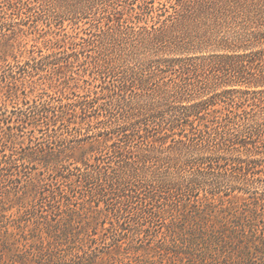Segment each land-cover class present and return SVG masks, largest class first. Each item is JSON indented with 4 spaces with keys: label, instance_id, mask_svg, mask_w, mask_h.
Wrapping results in <instances>:
<instances>
[{
    "label": "trees",
    "instance_id": "trees-1",
    "mask_svg": "<svg viewBox=\"0 0 264 264\" xmlns=\"http://www.w3.org/2000/svg\"><path fill=\"white\" fill-rule=\"evenodd\" d=\"M19 1L31 9V3ZM47 1L57 7L69 0ZM138 1L127 3V13L131 18L150 16L157 27L144 29L136 39L141 45L162 51L164 56L140 65H126L113 90L101 82L100 90L88 96L72 92L76 98L64 104L25 100L26 77L32 70L42 72V64L55 66L44 75L47 82L58 75L67 76L65 85L66 80L74 79L68 64L84 60L80 49L75 48L79 41L73 40L60 44L48 39L51 48L64 47L62 56L54 51L36 56L29 50L22 65L16 63V70H12L7 64L9 68L0 75V218L12 209L17 211L15 226H6L3 231L0 227V251L2 255L6 251L12 255L30 252L35 257L32 262V258L14 256L13 262L18 264H107L103 261L107 257L111 263L116 259L122 264L127 257L131 264H153V257L160 251L188 258L191 262L187 264H264V193L228 197L213 190L209 181L212 177H229L225 165L245 174L258 162L260 148L249 142L247 134L255 132L250 127L260 122L234 117L230 112L218 116L214 107L215 98L233 92H251L264 99V70L245 73L248 65L258 64L263 53L183 56L186 50L210 41L218 47H229L221 29L237 18L248 20L252 11L259 13L260 0ZM118 3L104 1L99 6L94 0H75L71 7L76 10L79 5L73 12L80 14L102 7L122 15L124 8ZM233 12L238 14L230 16ZM258 35L252 36L250 43L258 42ZM129 36L136 34L108 31L100 39L106 43L119 37L125 42ZM80 39L88 46L94 44L90 36ZM230 39L232 43L245 42L239 36ZM7 42L0 44V49L6 55L11 47V57L15 58L18 45L14 40L11 45ZM166 54L173 57L165 58ZM93 65L101 74L108 70L104 62ZM196 65L217 68V84L225 89L205 99L186 98V93L198 84L191 82L192 88L187 89L177 83L173 90L166 89L164 94L172 92L163 97L174 96L181 105L167 110L153 102L127 97L132 92L142 94L150 78L170 71L178 70L180 81ZM242 85L246 90L230 89ZM132 86L136 87L131 91ZM109 93H113L111 104L97 103ZM100 109L118 122L106 126L107 133L99 131L101 139L53 149L58 139L68 142L82 136L93 122L88 120L91 113ZM108 116L103 120L96 116L95 121L106 123ZM44 123L48 126L46 141L40 142L35 133L42 132L40 124ZM24 129L34 133L26 145L20 140ZM107 148L109 152L103 154ZM166 149L171 151V158L162 160L160 154ZM110 154L115 158L113 166L105 161ZM150 162L158 166L167 162L169 171L160 166L152 168ZM226 187L230 192L242 191L233 184ZM100 203L111 205V210H103ZM167 214L172 215L170 219ZM163 217L167 222L159 231L157 222ZM145 237H152L153 244L142 245ZM107 241L113 246L98 259L99 245L95 246ZM18 243L23 245L20 250Z\"/></svg>",
    "mask_w": 264,
    "mask_h": 264
},
{
    "label": "rangeland",
    "instance_id": "rangeland-1",
    "mask_svg": "<svg viewBox=\"0 0 264 264\" xmlns=\"http://www.w3.org/2000/svg\"><path fill=\"white\" fill-rule=\"evenodd\" d=\"M66 1V0H64ZM80 1V0H78ZM107 1H115L119 2L118 4H122L121 6L124 8L123 14H116V11L105 10L102 7H99L97 10L91 9L87 12V14L74 13L79 8L76 7V10L72 9V5L75 3V0H69L68 2L56 5L57 7L51 4V1L47 0H25L26 4L31 3V9L27 6H21L19 0H0V44H3L5 40H8L7 45L16 43L18 46L15 52V58L11 57V47L9 48V52L4 55L2 50L0 49V75L3 74V71H6L9 67L7 64L12 65V70H16L15 64L23 62L28 58V51H35V55L39 56L42 52L43 55L50 54L53 51L57 53V56H62L64 51V47L62 45L58 48H51V44L46 43L48 39H52L58 41L62 44V41H79L80 45H76L75 48H79L81 52L82 62L79 63H70L68 64V68L70 69L69 75H72L74 79L66 80L67 84L65 85V76L63 78L62 75L53 76V80L47 82L44 78L45 74H48L50 70H54L52 67L43 65V71L40 72L36 69L30 72V75L26 77L27 82L25 85L24 94L26 95L25 100H39L51 102L54 105L63 104L65 102H72V99H75L76 94H87L90 95L94 90H100L101 82H103V86L109 88V90H113V84L116 83L119 79L120 73L123 72V69L128 66L140 65L144 64V61L147 59H159L163 57L164 53L162 51H158L155 48L146 47L141 45L136 39L137 34L142 32L144 29H150L151 27H157L155 19L150 18V16H139L138 18H131L130 13H127V8L129 5L127 4L130 0H94L95 4L98 3L99 6H102L101 3ZM138 1V0H137ZM139 2V1H138ZM259 13L251 12L248 20H244L242 18H237L235 21L227 24L225 27L221 29V34L226 36L227 44L229 47H218V45H214L211 41L209 43H203L202 45H198L195 49H188L183 56L187 57H210L216 55H242V54H253L255 52H262L261 60L258 61L257 65H248L246 69V74L250 72H257V70H264V1L257 2ZM91 4H93L91 2ZM12 6V9H10ZM233 5V4H231ZM120 9L121 6L117 5ZM117 8V7H116ZM72 10V11H70ZM238 12L230 13V16H236ZM22 31V32H21ZM134 32L136 34L135 37L128 38L127 41L123 42L119 40V37L113 42L107 40L106 43L101 42V34L104 32ZM87 34V35H86ZM259 34V35H258ZM260 37V40L255 43H250L252 36ZM94 40V44L88 46L85 40L80 39L81 37L88 38ZM239 36L240 40H245L240 44L248 45L245 47H234L236 45H240L239 43H232L230 37ZM16 38V40H15ZM20 43V44H19ZM104 44V45H103ZM102 47L105 50H102ZM86 56V59H83ZM92 56V57H91ZM173 55H167L165 58H171ZM17 60V61H16ZM100 61L106 64L107 69L104 74L99 73L98 69L94 67V62ZM41 66V65H38ZM250 66V67H249ZM219 73L217 72V68H209L196 65L192 67V70L184 75V78L179 81L180 73L178 70L167 72L164 76H159L155 78H150L147 85L144 87L142 94H136L132 92L128 93L127 97L130 96L133 100H138L139 98L143 101L153 102L154 104L161 105L166 110L171 108L173 105L178 106L181 105L178 101L173 97L166 98L163 96H168L170 93H163L167 90H173L175 84L179 83L183 85V87L187 89H191L190 83L198 84L194 90H190L186 93V98H207L210 97L211 94H217L222 92L225 88L218 86L217 78ZM198 82V83H194ZM136 86L130 87L131 91L135 89ZM167 89V90H166ZM230 89H236L239 91L246 90V88L242 86H234ZM159 90V91H157ZM74 92V94H72ZM130 94V95H129ZM22 95L21 97L25 96ZM134 97H133V96ZM171 96V95H170ZM197 96V97H195ZM0 93V100H1ZM117 97V96H116ZM138 97V98H137ZM67 98L69 100L67 101ZM260 98V99H258ZM262 96L258 94H253L251 92L246 94L241 93H228L219 95L215 98V109L218 110V116L223 115V113H233L234 117L240 116L243 118H251L252 122L258 120L260 125L255 126L251 125L250 129L256 130L251 134H247L251 139L249 142L257 145L260 148V153L257 156L258 162H256L246 173L242 174L241 172L231 169L228 165H225L227 168L228 175H237L238 178L234 177H212V180L209 179L211 188L215 191H221L220 194H228V197L236 196L240 198H246L248 196H254L256 193H264V99L261 100ZM113 99V93L108 94V96H102L101 99L97 101V103H105L111 104V100ZM186 100V99H185ZM22 105L19 101V106ZM11 105H8V110H10ZM115 113V112H114ZM93 114V115H92ZM109 114L103 109L97 110L91 113V116L88 120H92L91 126L88 128L89 130H83V135L77 138H71L68 142L64 140L58 139L53 146L55 150H61V148L67 143L68 145H77L84 144L87 141H94L97 139H101L99 135V131L103 133H107L106 126H114L118 124L115 118L108 116ZM112 115V114H111ZM115 116L117 114H114ZM113 115V116H114ZM99 116L101 120H103L106 116H108L109 120L106 123L95 121V117ZM232 121H236V118ZM237 123V122H236ZM233 126L235 125L233 122L231 123ZM42 127L41 133H35V136L39 137L40 142L46 141L44 133L46 132V128L48 126L44 124H40ZM45 125V126H43ZM257 127V128H256ZM60 130V129H59ZM58 130V131H59ZM60 133V132H59ZM62 133V132H61ZM102 134V133H101ZM34 135L33 132L29 129H24L21 134L20 140L24 141V145L28 144L29 139ZM174 138H180L178 135H174ZM82 139L83 141H78ZM111 143L108 142V145ZM109 147V146H108ZM102 150V149H101ZM109 152L108 148L103 149V154ZM169 152L170 150L166 149L160 154L162 160L170 159ZM7 153V152H6ZM111 156L106 155L105 161L110 166H113V161L115 160L113 154ZM169 156V157H168ZM89 158V157H88ZM90 162H92V156H90ZM152 168H156L158 165L156 162H150ZM164 171L168 172V164L164 162L159 165ZM158 166V167H159ZM215 167V166H213ZM238 172V173H237ZM47 174V172L45 173ZM233 186L239 188L242 191H234L230 192L226 186ZM210 188V189H211ZM212 190V191H213ZM227 198V197H225ZM103 210L109 211L112 206L105 207L104 204L100 203L99 205ZM97 209V207H94ZM105 211V212H106ZM4 215V214H3ZM168 219L171 218L172 215L167 214ZM5 218H0V227L3 231L6 226L16 225V216L17 211L14 209L8 211ZM10 216V217H9ZM166 217H163V220L157 222V230L162 231L164 229ZM14 219V220H13ZM100 221H105L102 218ZM156 230V229H155ZM30 233H33L32 231ZM35 234V233H33ZM28 235V234H27ZM159 235V234H158ZM28 238L32 239V235H28ZM124 242V241H122ZM21 243V242H20ZM18 243V249H22L23 245ZM24 243V242H22ZM139 243V241L137 242ZM153 244L152 237H145L142 245L150 246ZM176 244L179 245V241H176ZM93 245V243H92ZM95 245V244H94ZM99 247L96 250L99 258L103 256L106 252H109L113 246V242L107 241L105 244H97L95 247ZM180 246V245H179ZM11 250L12 248H7ZM17 250V249H16ZM12 255L9 251L1 253L0 251V264H18L13 262L14 256L20 255L23 258H32V262L35 260L34 255H31L30 252H25L22 254L20 251L18 253H14ZM22 254V255H21ZM157 255L153 257V264H181L179 261L184 264L190 263L191 261L188 258L179 259L174 254H169L163 251L157 252ZM128 256V255H125ZM129 258V257H128ZM115 259V258H114ZM140 260H147L145 258H139ZM107 260V264H110L111 258L105 259ZM132 261L124 258L122 264H131ZM111 264H120L116 259L113 260ZM135 264V262L133 263Z\"/></svg>",
    "mask_w": 264,
    "mask_h": 264
}]
</instances>
